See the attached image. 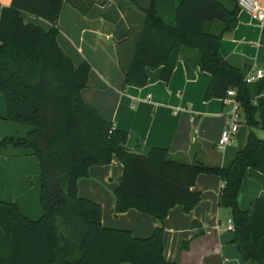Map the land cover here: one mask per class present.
I'll return each instance as SVG.
<instances>
[{"label": "trees", "instance_id": "16d2710c", "mask_svg": "<svg viewBox=\"0 0 264 264\" xmlns=\"http://www.w3.org/2000/svg\"><path fill=\"white\" fill-rule=\"evenodd\" d=\"M63 3L12 0L9 6L0 4L4 119L32 128L26 137L2 138L0 145L32 149L37 156L42 210L34 220L16 203L0 200V226L10 249L0 264H176L164 255L163 222L176 205L189 213L199 204L201 194L193 187L202 173L218 175L224 183L219 205L231 210L234 242L243 258L264 264V198H257L251 209L239 203L249 169L264 174V137L256 132H264V97H251L240 70L220 51L222 35L205 30L207 22L217 19L225 24L224 32L232 31L238 24L239 6L229 10L218 0H182L176 23L170 26L158 16L153 1L125 71L126 85L145 86L148 69L158 67H163L161 78L168 82L178 51L185 46L197 50L196 64L211 75L206 99L224 98L229 88H236L250 131L230 166L222 167L200 160H174L163 147L141 154L127 146L128 134L82 96L91 65L76 66L57 41L56 24ZM24 13L44 18L53 27L46 30L26 22ZM263 90L264 78L257 84L258 94ZM114 160L123 168L114 190L116 213L135 209L161 223L146 237L105 226L102 204L79 195L78 181L89 176L90 168ZM192 224L199 223L193 220ZM182 246L187 248L189 240Z\"/></svg>", "mask_w": 264, "mask_h": 264}, {"label": "crops", "instance_id": "0c3cea01", "mask_svg": "<svg viewBox=\"0 0 264 264\" xmlns=\"http://www.w3.org/2000/svg\"><path fill=\"white\" fill-rule=\"evenodd\" d=\"M153 1L158 16L174 26L176 9L182 0H64L56 24L57 41L76 66L84 62L91 65L82 96L117 129L128 134L127 146L133 151L147 154L153 147H163L177 161L200 160L210 166L228 167L246 145L250 128H242L241 122L233 140L219 147L230 106L224 104L223 98L206 99L211 75L196 64L199 59L196 49L180 47L168 82L161 78L163 67H158L148 69L149 81L145 86L125 84V71L135 52L146 9ZM218 1L229 10L239 6L237 1ZM258 1L264 5V0ZM11 3L12 0H0L2 6ZM23 18L46 30L53 27L50 21L29 13H24ZM205 30L222 35L220 51L243 77L251 69L264 70V20L239 7L238 24L232 31L224 32L225 24L217 19L207 22ZM258 81L249 84L252 98L264 97V90L261 94L257 92ZM1 96L0 90V136L26 137L32 128L4 119ZM122 170L117 160L92 166L89 176L78 181L79 194L102 204L105 226L121 225L136 236L146 237L160 221L135 209L114 213V190ZM39 176V160L32 149L0 145V200L16 203L24 215L34 220L42 215L40 187L35 186V177L40 182ZM223 184L220 176L202 173L193 187L201 194L199 204L189 213L181 205L170 210L163 222L167 260L176 264H257L243 258L234 242L235 232L231 236L220 232V220L212 225V230L218 233L205 231V217H217L221 211L219 196ZM260 197L264 198V174L250 168L242 183L239 203L251 209ZM193 220L199 224L193 225ZM186 240L189 246L184 248ZM9 254L0 226V258Z\"/></svg>", "mask_w": 264, "mask_h": 264}, {"label": "built area", "instance_id": "2783aa9c", "mask_svg": "<svg viewBox=\"0 0 264 264\" xmlns=\"http://www.w3.org/2000/svg\"><path fill=\"white\" fill-rule=\"evenodd\" d=\"M238 5L240 8L249 11L254 18L260 21L264 20V5L259 3L258 0H238ZM262 78H264V70L261 68H254L251 69L244 77V81L245 83L250 84ZM223 101L225 105L230 106V109L226 113L227 124L223 129L219 139L218 145L220 148L225 147L233 140V136L237 133L242 122L241 118L243 116L240 101L237 99L236 88H229L225 97L223 98ZM228 228L229 230H235V225L232 218L228 220Z\"/></svg>", "mask_w": 264, "mask_h": 264}, {"label": "rangeland", "instance_id": "374dc122", "mask_svg": "<svg viewBox=\"0 0 264 264\" xmlns=\"http://www.w3.org/2000/svg\"><path fill=\"white\" fill-rule=\"evenodd\" d=\"M1 99H2V101H3V105H4V109H5V104H4V99H3V95L1 96ZM241 120H242V125H243V127L242 128H246V127H248L247 126V124H245V122H244V117L242 116V118H241ZM256 132H257V134L259 135V136H261V137H264V132L263 131H261V130H256ZM3 137L2 136H0V139H2ZM3 147H6V145H3ZM39 178H40V176H39ZM116 180V179H115ZM38 181V178L37 177H35V186H38V187H40V182H37ZM80 195V194H79ZM221 208V211L219 212V215L216 217V216H211V215H208V216H206L205 217V219H204V221H203V224L205 225V226H207V228H206V232H213V233H218V232H216V231H213L212 230V225H216L217 223H218V220H220L221 221V223L219 224V226H220V228H221V233H224L225 235H232L231 233H233L234 231H232V230H229V228H228V220H229V218H232V213H231V210H230V208H228V207H224V206H221L220 207ZM114 213H116V211H114ZM149 217V216H148ZM150 219H153V218H150ZM124 220H122V221H120L121 223L123 222ZM110 226H114L113 228H123V227H119V226H121V225H110ZM192 229V228H191ZM193 230V229H192ZM219 232V233H220ZM4 241V240H3ZM182 241L183 240H181V242H180V246H181V244H182ZM253 262H255V263H257V264H259V262H257V261H254L253 260Z\"/></svg>", "mask_w": 264, "mask_h": 264}, {"label": "water", "instance_id": "95a60500", "mask_svg": "<svg viewBox=\"0 0 264 264\" xmlns=\"http://www.w3.org/2000/svg\"><path fill=\"white\" fill-rule=\"evenodd\" d=\"M1 140V139H0ZM121 148H123V149H126V148H128L127 146H121Z\"/></svg>", "mask_w": 264, "mask_h": 264}]
</instances>
